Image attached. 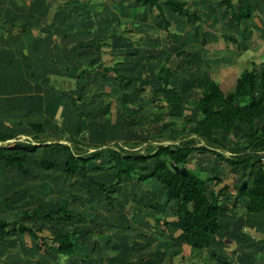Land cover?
Returning <instances> with one entry per match:
<instances>
[{
    "label": "rangeland",
    "instance_id": "1",
    "mask_svg": "<svg viewBox=\"0 0 264 264\" xmlns=\"http://www.w3.org/2000/svg\"><path fill=\"white\" fill-rule=\"evenodd\" d=\"M44 1L0 0V17L4 18L3 21L9 18L6 22L9 26L12 22V13H17L20 15L18 25H22L23 23L21 22L25 23L24 16L26 14L29 16V13V20L26 21V24H31L34 20V16H31L33 15L32 13H35L34 8L37 10V7L33 6H36L35 4L37 6L38 4H43ZM48 1L50 3L56 0ZM90 1L92 2L57 0L58 8L55 12L57 14L53 31H59L60 28H63L67 32L78 33V30L84 27L83 32L88 38L92 39L93 37L101 38L115 30L118 34L117 37L101 40L98 44L100 49L92 50L95 52L96 59L104 60L103 62L106 65H111L113 57L116 55L124 62L121 67H124V69H126L125 67H134L140 72L144 69H156L161 58H165L167 61L173 58L174 61L178 62L176 68L178 73L187 74L188 76L197 75L200 77L202 84L205 83L209 76H213L214 79L220 82L224 90L232 89L238 75L244 68L251 67L252 62L258 63L260 70H264V0H234L238 5L237 7L248 3L254 6L256 12L253 18L243 22L241 25L236 24L231 17V13L225 9V5L221 0H191L190 8L201 15V19H193L191 23H188L185 18L169 11L168 18L172 23L168 28H166L156 9L142 6L138 0ZM6 4H8L7 7L5 6ZM29 10L30 12H28ZM40 15L44 21L46 16L42 10ZM128 25L135 28L134 31L128 33L130 39L120 37L119 34ZM40 29H36L35 34ZM148 34L153 39L149 38ZM167 34L171 35L169 37L172 38L171 43L168 42ZM224 35L235 37L237 42L227 40ZM71 37L75 39L79 38V35H71ZM26 41H33V39L29 38L28 40L27 38ZM240 44L241 48L239 47ZM179 48L187 50V53L182 57L177 56ZM132 52H137V56L133 58ZM82 62V59H80L78 64H82ZM117 76L112 72L111 74H96L94 78L86 75L85 81H83L86 89L84 90V87H82V92L84 90L82 94L85 93V108H83L93 114L96 113L97 116L100 115L102 122L106 121L109 130L112 128L113 132L116 131L117 133L119 131V135L114 136L112 140L115 137L117 138L115 141L124 140L127 128H135L137 133L144 129H149L150 134H152L154 130H157L164 123L160 120L161 112L167 113L166 124L169 125L172 124V121L176 122L190 114V109L183 105L173 110L169 106L161 110L150 106L148 95L151 87L144 81L141 83L143 86L146 85L147 90L142 94L138 90V83L132 85L135 93L131 96H134L138 102V104L134 105L136 107H126L123 110L119 99L121 98V93L124 90L128 91V89L125 82H122ZM52 80L55 84L58 83L60 87L74 88L72 93L74 96L77 95L78 92L75 93V90L78 91V89H75L77 83H74V79L65 76H52ZM192 85V81H187L185 88L193 89L194 95L198 94ZM146 103L147 106H144L143 104ZM93 119H96V117H93ZM85 120L87 121V118ZM121 121L124 122L120 124ZM244 128L246 129V127ZM243 131L238 129V135L236 134L235 137L241 136ZM138 134L128 136L130 139L125 140L144 142L136 146V149L144 150L145 146H147V141L144 139L148 136L144 135L145 137H142ZM131 137H134V140H131ZM104 139L105 137H103ZM84 140L92 144H95V141L104 144L111 143V138L109 139L110 141H101L97 136H93L91 131L87 133ZM46 153L48 154V151L41 148L35 156L40 157ZM109 160L110 157L104 155L99 161L95 162L103 170H98L93 164L89 170V175L100 176L105 180H110L106 175L99 174L107 170ZM154 161L155 159H152L151 164ZM189 167L200 169L203 176H207L204 172L205 169L210 171L209 175H220L224 181L222 185L228 182L233 184L235 182V174H237L236 171H238V169L231 168L224 162L219 163L210 154L195 155ZM34 168L37 167L33 163L32 169ZM8 176L9 179H5V182L0 181V184L2 182L0 200L3 197L12 196L13 192L22 186L21 181L23 179L17 177L15 173H9ZM31 177L26 181L40 186L47 197L59 199L63 195V198L67 199L63 200V202L66 201L69 204L68 207L73 210V220L63 223L62 229L69 230L76 226H86L96 230L94 235L85 239V246L83 245L80 248L81 251L88 252L91 257L85 260L81 256L65 258L63 260L64 264H125L127 261L132 260L139 264H218L216 260L210 257L212 253L222 256L224 254L234 264H264V259L262 258L264 237L262 239L258 238L264 236V220L261 217V213H252V215H258V217L253 218V225L261 222V227H259L261 229H257L255 226L250 225L251 222L249 223L246 220V210L245 213H242L240 211L243 210V207L238 208L239 211L236 212V215L233 213L232 218L225 225L224 222L222 223V229L228 226L234 228L233 233L230 231L223 233V236L226 237L223 240V242L225 241L224 248L214 246L212 249L196 251L179 242L180 231L171 226H169V230H165L163 225H160L161 223H155V218L168 216L169 223L172 224L174 221L173 205L169 206L167 215L162 211L161 206L158 209L160 213L152 214L153 210L148 206L150 203L159 205L166 203L165 193L156 195V191H154L156 186L152 182L141 183L124 180L122 183L123 189L115 191L114 195L118 197L117 201L110 205L105 201V195L98 189L94 188L88 192V189L79 183L80 177H76L77 186L68 184L66 190L61 186L58 187L59 179L51 181L53 178L49 174L46 177L48 179L46 182L45 177L40 175ZM10 179H17V184L11 187L12 190L6 191L4 187L10 184ZM42 180H44L43 183H41ZM59 183L62 184V182ZM239 185L240 183L230 192L231 194L227 196L225 203L234 204ZM220 186L215 188L218 189ZM211 187L212 185H209V189ZM80 196H82V199H79ZM25 200L27 199H13L10 204L0 206V215L8 219L18 218L21 208L30 207L27 205L29 202H25ZM233 206L236 207L235 205ZM94 221L97 223H93ZM165 238H171L174 241V250L177 251L181 247L184 248L182 255L177 257L174 263H172L170 255L163 254V257L159 255L158 250ZM223 242L219 241L220 244ZM42 252L36 249V244L31 236L15 234L0 241V264H58L53 253L45 255Z\"/></svg>",
    "mask_w": 264,
    "mask_h": 264
},
{
    "label": "trees",
    "instance_id": "2",
    "mask_svg": "<svg viewBox=\"0 0 264 264\" xmlns=\"http://www.w3.org/2000/svg\"><path fill=\"white\" fill-rule=\"evenodd\" d=\"M138 1L142 6L156 9L166 28L172 23L168 18L169 11L185 18L188 23H191L193 19L200 20L202 17L190 8L191 0ZM221 2L231 13L237 25L249 21L256 13L254 6L248 3L237 7L234 0H221ZM26 29H28L26 25L21 28V30ZM134 29L133 26L128 25L119 35L130 39L128 33ZM117 36V32L112 30L111 33L101 37L103 39L88 38L77 46L100 49L98 44L101 40ZM148 37L153 39L149 34ZM169 37L171 35L167 34L168 42L171 43L172 38ZM224 37L237 42V39L231 35H224ZM239 47L241 48V44ZM186 53L185 48H179L177 56L182 57ZM131 55L134 58L137 52H132ZM103 61L99 65H93V61H88L85 68L79 72V77L85 78L90 72L104 74L112 72L131 87L133 93L135 91L132 85L138 83L141 94L147 90L146 85L143 86L141 83L144 81L151 87L148 103L153 107L161 110L169 106L173 110L183 105L190 109V114L176 122L172 121L169 125L166 124L167 113L161 112L160 120L164 123L152 134L149 129L141 132L148 136L144 150L136 149V146L144 142L114 141L111 142L112 144H92L84 140L83 134L67 135L65 142H60V135H52L47 132L43 123L34 122L31 124L34 140L17 141L13 145L0 147V159L5 161L7 168L16 165L24 171H29L25 162L30 154L36 153L40 148L50 149L58 145L67 152L64 168L66 179L72 180L80 174L90 181V183L87 182L90 189L97 188L105 195V201L110 205L117 201L118 197L114 194L117 189L120 191L123 189L124 180L152 182L159 193L164 192L166 195V203L150 204L152 214L160 213L158 209L161 206L162 211L167 215L169 206L173 205L172 224L169 223L168 216L155 218V223H161L165 230H169L171 226L180 231L179 242L195 250L210 249L223 233L222 223H226L225 211L234 210L224 206L226 204L224 197L226 198L238 183H240L238 194L233 205L237 207L243 202L246 213H264V159H262L264 156V70H260L258 63L252 62L251 67L244 68L238 75L234 87L224 90L213 76H209L202 84L197 75L188 76L178 73L176 71L178 62L173 58L169 61L161 58L156 69H144L140 72L134 67H125L126 69L121 67L124 62L116 55L111 65H106ZM187 81H192V86L198 94L194 95L193 89L185 88ZM83 87L85 90V86ZM83 92L75 95L71 101L74 108L84 104L85 93L82 94ZM123 102L128 108L133 104V101L126 99L125 96ZM238 129L245 132L235 137ZM51 135L53 140H57L47 141L46 137ZM14 137L13 134L0 133V141ZM197 154L213 155L219 163L224 162L231 168L238 169L235 182L222 185L224 181L220 175H209L210 171L205 169L207 176H203L200 169L190 168L189 164ZM104 155L110 157V160L107 170L103 173L111 176V180L89 176L91 165ZM152 159H155L153 164H151ZM57 164L56 160L48 158L40 161V167L44 170L55 169ZM95 166L98 170H103L99 164ZM176 166L179 169H176ZM182 167L187 168V175L180 171ZM4 174L5 172L0 170V177ZM209 185H212L210 189ZM218 186H220L218 189L215 188ZM13 199L14 194L3 198L0 200V206L10 204ZM72 220L73 210L66 204L43 201L33 209L21 208L19 217L16 219H8L0 215V241L15 234H26L33 238L39 252L43 251L45 255L53 253L58 264H64L65 258L74 256H81L85 260L91 255L81 251L80 248L85 246V239L94 235L96 230L86 226H76L69 230L61 228L63 223ZM162 250L164 254L170 255L172 263L184 251V249L178 251L162 249L161 245L158 252L161 254ZM210 257L218 264H234L217 253H212ZM125 264L139 263L132 260Z\"/></svg>",
    "mask_w": 264,
    "mask_h": 264
},
{
    "label": "crops",
    "instance_id": "3",
    "mask_svg": "<svg viewBox=\"0 0 264 264\" xmlns=\"http://www.w3.org/2000/svg\"><path fill=\"white\" fill-rule=\"evenodd\" d=\"M57 3V0L51 1L50 3L48 0H45L43 4H38V6L37 4H35L36 6L33 7H37V10L34 8L35 13H32L33 15H31L34 16L33 22H31V24H26V21L29 20L30 16V14L28 13L29 16H27V14L26 16H24L25 23L21 22L23 23V26L18 25L20 15L17 13H12V22L9 26L6 24L9 18L3 21L4 18L0 17V133L13 134L15 136L13 139L0 141V147L11 144L13 145L17 141L34 140L31 128V124L34 122L43 123L47 132L51 133L52 135H60V142H65L67 135L83 134V137H85L87 136V133H90V131L92 132L93 136H97V138H99L101 141H110L109 139L111 138V142H113L117 138L115 137L114 140H112V138L119 135V131H117L116 133V131L113 132L112 128H110V130L108 129L106 121L102 122L100 115L97 116L96 113L93 114L92 112L86 111L84 109V104L78 106L77 108H74L71 105V101L74 98V94L72 93L74 92V88L67 89L60 87L58 83L55 84L52 80V76H65L67 78L74 79V83H77V87L75 89H78V91L75 90V93L78 92L77 94H79L83 89L82 87L84 86L83 81H85V78L79 77V72L85 68V65L88 61H93V65H99L100 62H102L99 59H96L94 52L95 50H97L96 47L87 48L85 46H77L78 44L85 42L88 39V36L85 34V32H83V25V28H80L81 30H78V33H70L69 31L67 32L63 30V28H60L59 31H53L54 20L57 14L55 12L58 8ZM7 5L8 4H6L5 6L7 7ZM41 10L45 13L46 16L44 21L42 19V16L40 15ZM28 12H30V10ZM25 25L28 26V29L21 30V28H23ZM36 29H40L38 31L39 35H37L38 33L35 34ZM23 35L24 37H22ZM71 35H79L80 40L79 38L73 39ZM27 38L28 40L29 38H32L33 41L27 42ZM77 59L78 61L82 59V64H78ZM95 73L100 74L98 72H90L87 74V76L94 78L96 75ZM126 87L128 91L124 90L125 92L123 91L121 93V98L119 99L123 110L126 108L123 102L124 96L126 97V99L133 101L131 107H136L134 105L138 104L137 100H135V97L131 96L132 94H134L132 89L127 85ZM143 105L147 106V103ZM150 106L152 105L150 104ZM79 110H81V112H78ZM93 117H96V119H93ZM85 118H87V121L85 120ZM123 122L124 121H121L120 124H122ZM127 129V132L124 134V136H126L124 140L130 139L129 137L131 135L135 136L138 133H140L138 135L145 137L141 133L142 131L137 133V129L135 128ZM52 135L47 136L46 140L52 141ZM103 137H105L104 140ZM133 138L134 137H131V140H134ZM94 143L98 142L95 141ZM43 149L48 151V154L46 153L42 155L43 157L35 156L37 152L41 150V148L36 153H32L29 155L28 159L25 162V166L29 171H24L18 168L16 165L7 168L5 161L0 159V170H3L5 172V174L0 177V181L5 182V179H9V173H15L17 177L23 179V181H21L22 186L20 184L21 187H18L13 192L14 199L23 198L27 199L25 200V202H29V204L27 205H29L30 207L25 206L23 208L33 209L43 201H53L55 203L66 204L67 206H69L66 201L63 202V200H67L63 198V195L59 199H57L56 197L49 198L46 196L40 186L33 185L31 182L26 181L27 179L32 178L31 176L33 175H40L42 177H45L44 179L46 182L48 181L46 177L49 174V176L51 175V178H53L51 181L59 179L57 185L58 187L61 186L64 190H66L68 184L77 186L76 177H80L79 183L83 184L85 188L88 189V192L94 189V187L90 189L87 186V182L90 183V181L82 177L80 174H77L71 181L66 179L64 168L67 161V152H65L61 146L54 145V147L50 149ZM43 158L56 160L58 163L57 167L51 170L41 169L40 161ZM262 159H264V156L262 157ZM33 163L37 168L32 169ZM99 174H104L109 177L110 180L112 179L111 176H108L105 173L101 172ZM43 181L44 180H42L41 183H43ZM59 182H62V184ZM9 183L11 185L8 184V187H4L6 191L12 190L11 187L17 184V179H10ZM1 185L2 182L0 184V188ZM157 190V188H155L154 190L156 191V195L164 194V192L159 193ZM230 194L231 193H228L227 196H229ZM227 196L225 198V201L227 199ZM79 199H82V196H80ZM34 202L35 204H33ZM150 204L148 205L149 207ZM224 206L227 207V209H234L233 211H225L226 216L224 220L226 222L230 220V218H232L233 213L236 215V212L239 211L238 208L240 207H243V210L240 212L245 213L243 202H241V204L236 208L233 207L231 203H226ZM246 215V220L249 221V223L251 222L250 225L252 226L254 223L252 222L253 218L258 217V215H252L248 213H246ZM261 217L264 220L263 213H261ZM93 223L97 222L94 221ZM253 226L258 229L259 227H261V222L257 223V225L254 224ZM256 228H254L255 231H257ZM227 231L233 233L234 228L228 226L227 228L222 229V232L224 234ZM223 233H221L220 236L215 240V243L212 247L219 246L221 248H224L225 241L223 242V240L226 237L223 236ZM219 241H222L223 243L220 244ZM173 242L174 241L171 238H165L162 244L163 249L169 248L174 250L173 248L175 246L173 245ZM212 247L210 249H212ZM179 249L183 250L184 248L181 247ZM163 254L164 253L162 250L161 254L159 253L160 257H163ZM262 258L264 259V253Z\"/></svg>",
    "mask_w": 264,
    "mask_h": 264
},
{
    "label": "water",
    "instance_id": "4",
    "mask_svg": "<svg viewBox=\"0 0 264 264\" xmlns=\"http://www.w3.org/2000/svg\"><path fill=\"white\" fill-rule=\"evenodd\" d=\"M175 168H176V169H179V167H178V166H176ZM180 171H181L183 174H185V175H187V174H188V170H187V168H186V167H182V168L180 169Z\"/></svg>",
    "mask_w": 264,
    "mask_h": 264
}]
</instances>
